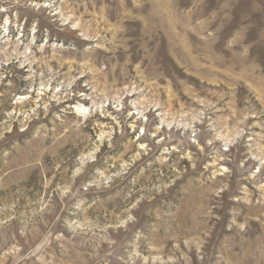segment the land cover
<instances>
[{"label":"rangeland","instance_id":"rangeland-1","mask_svg":"<svg viewBox=\"0 0 264 264\" xmlns=\"http://www.w3.org/2000/svg\"><path fill=\"white\" fill-rule=\"evenodd\" d=\"M0 264H264V0H0Z\"/></svg>","mask_w":264,"mask_h":264},{"label":"bare ground","instance_id":"bare-ground-1","mask_svg":"<svg viewBox=\"0 0 264 264\" xmlns=\"http://www.w3.org/2000/svg\"><path fill=\"white\" fill-rule=\"evenodd\" d=\"M77 110L80 111V112H81V111H82V112L85 111V110H82L81 107L77 108Z\"/></svg>","mask_w":264,"mask_h":264}]
</instances>
